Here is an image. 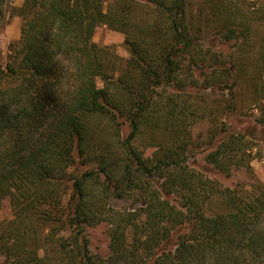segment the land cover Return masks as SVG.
<instances>
[{
  "label": "trees",
  "instance_id": "1",
  "mask_svg": "<svg viewBox=\"0 0 264 264\" xmlns=\"http://www.w3.org/2000/svg\"><path fill=\"white\" fill-rule=\"evenodd\" d=\"M8 2L0 0L1 16V4ZM239 2L231 8L224 0H218L219 7L214 0L198 5L194 0H110L107 4L105 0H23L8 9L10 16L23 21L19 39L9 44L8 80L0 85V197H17L16 203L24 204L25 210L34 203L43 206L42 216L48 221L45 230L32 231L31 250L24 240L27 226L13 229L12 240L22 239V243L16 248L6 244L4 252L16 250L15 264H53L54 248L60 264H93L82 231L85 224L100 220L105 203L90 202L83 186L86 179L97 180L101 173L108 182H102L106 195L135 191L143 206L111 220L109 254L99 264H264L263 182L254 180L246 190L242 185L221 186L185 162L180 149L188 144L178 138V143L150 159L131 145L142 125L154 122L157 87L170 83L174 71L184 70L186 59L189 67H210L215 75L206 83L221 87L232 77L228 89L236 95L238 72L244 68L238 63L195 61L194 32L199 33L200 24L212 14L223 20L206 21L202 30H217L227 40L241 39L244 31L247 36L254 16L264 27V6L256 11L248 7L246 14L244 3ZM99 24L125 34L129 57L118 74L103 60L105 47L92 39ZM142 43L153 46L154 56ZM98 78L103 86L97 84ZM116 89L125 92V99L117 98ZM91 115L112 124L122 121L131 131L118 145L123 154L120 165L118 159L106 162L101 156L99 167L73 176L68 167L74 165V150L83 158L81 163H87L94 148L105 144L83 122ZM240 143L225 134L205 158L228 174L230 164L243 162L238 155ZM115 166H120L119 173ZM154 179L160 181L158 185L149 182ZM69 188L72 201L64 221L62 196ZM174 195L177 202L172 201ZM56 222L60 227L68 223L74 230L70 242L56 237ZM182 225L187 230L177 232L173 248L166 247L173 230Z\"/></svg>",
  "mask_w": 264,
  "mask_h": 264
},
{
  "label": "rangeland",
  "instance_id": "2",
  "mask_svg": "<svg viewBox=\"0 0 264 264\" xmlns=\"http://www.w3.org/2000/svg\"><path fill=\"white\" fill-rule=\"evenodd\" d=\"M204 1L206 0H194V3L197 5L199 3L204 4ZM214 1L218 4V0ZM241 1L244 3L246 14H249L248 7L249 11H256L258 7L264 6V0ZM22 2L23 0H9L7 7L1 4L3 14L0 15V85L8 80L5 64L8 60L9 44L19 39L23 21L20 16H10L8 9L16 8ZM108 2L110 0H105V4ZM224 3L231 8L241 4L239 0L238 3L237 0H230V4L224 0ZM205 6L207 8V6L212 5L210 3ZM252 7L255 9L252 10ZM205 8L204 14L206 15L208 13ZM208 10L210 11V7ZM136 13L140 14V11L136 10ZM251 15L254 16L253 13ZM211 18L208 16L207 23H218L219 20H223L215 17L214 14L211 15ZM252 19L254 20L249 24L247 36H245L244 31V34L240 36L241 39L238 38L237 41L224 39L217 30L212 31L207 28L202 30L203 23L206 21L200 24L201 31L199 33L194 32L198 41L194 60L199 62L200 59H203L206 64H210L211 61H219L227 66L232 65V63L241 64L244 69L241 70L242 72H238L239 82L234 86L236 95L230 93L228 89L232 84V77L224 81L221 87L210 82L206 83L207 80H212V76L215 75L210 72L208 65L189 67L188 59L183 61L184 70L174 71L171 76L173 80L170 83L157 87L159 92L154 96L156 99V111L153 113L154 122H150L151 125H142V130L138 131L134 139L131 140V145L143 153L145 158L150 159L154 155H160L167 146L175 145L178 138L179 142L185 140L188 144L184 149H180L185 162L221 186L242 185L244 189H251L250 184L254 180L264 183V27L259 24L257 17L254 16ZM135 33L139 34L138 31ZM124 36L122 31L99 24L92 37L98 45L105 47L102 54L103 60L109 69H114L115 74L123 70L129 57V47L124 42ZM142 45L146 47L149 56H154L152 45L144 43ZM240 73H243V77ZM255 77L258 78V82L252 84L253 81L255 82ZM97 84L103 86L104 81L98 78ZM116 96L118 99H125L124 96L126 97L125 92L122 90L120 92L119 89H116ZM231 98L236 103L234 107H232ZM118 121L117 119L115 122ZM83 122L87 129L102 138L105 144L99 148L97 146L94 148L95 151L87 163H81L83 158L74 150L75 162L74 165L68 167L69 172L73 176H80L90 168L99 167L101 156L106 162L118 159L116 164L120 165L119 159L123 154L118 145L122 140L128 138L131 131L127 123L119 121V123L112 124L108 119L99 115H91ZM228 133L232 134L233 138L240 140L241 147H239L238 155L243 158V162L240 161L236 165L230 164V173L227 174L212 167L205 156ZM98 137L96 140L102 142ZM119 167L115 166L113 170L119 173ZM103 179L104 176L101 173L97 180L86 179L83 186L90 202H96L95 205L105 203V213L100 214V220L85 224L82 231L83 245H86V252L94 261L93 264H99L109 254L111 220L116 216L119 218V213L126 214V212H134L135 210L137 212L143 206L141 198L137 193H134L135 191L122 196H116L114 193L106 195L103 192L102 182L106 183L107 181ZM149 182L155 186L160 181L154 179ZM111 192H115L113 186ZM71 194L72 190L69 188L62 196L61 209L63 211L60 212V216L61 220L64 221H66V214H68V205L72 201ZM15 199L17 197L8 195L0 197V264H15L16 250L13 249L9 253L4 252L6 244H15L16 248V244L21 245L22 243V239L12 240L13 229H23L27 226L29 234L24 240L31 250L34 246L35 235L32 231L41 232L40 230L45 228V224L48 225V221L42 216L44 215L42 209L45 207H37L34 203L29 210L21 209L24 204L18 205ZM172 201L177 202L178 198L174 195ZM51 213L55 214L54 211ZM56 223L59 226L56 237L61 241L70 242L75 233L74 230L68 223L65 227H60L59 224L61 223ZM187 228V225H182L174 229L168 243L166 242V247L173 248L176 243L177 232H183ZM38 253L43 254V251L40 249ZM50 254V261L53 264L61 263V260L56 262L59 259L56 258L59 255L57 248H54ZM47 258L49 259V257ZM62 264H66V261Z\"/></svg>",
  "mask_w": 264,
  "mask_h": 264
}]
</instances>
